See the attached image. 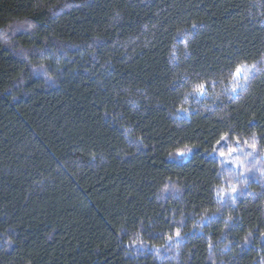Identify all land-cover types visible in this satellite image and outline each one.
<instances>
[{
	"label": "trees",
	"instance_id": "obj_1",
	"mask_svg": "<svg viewBox=\"0 0 264 264\" xmlns=\"http://www.w3.org/2000/svg\"><path fill=\"white\" fill-rule=\"evenodd\" d=\"M262 234L264 0H0V264H264Z\"/></svg>",
	"mask_w": 264,
	"mask_h": 264
},
{
	"label": "snow or ice",
	"instance_id": "obj_2",
	"mask_svg": "<svg viewBox=\"0 0 264 264\" xmlns=\"http://www.w3.org/2000/svg\"><path fill=\"white\" fill-rule=\"evenodd\" d=\"M29 27H31V25H29ZM195 27V25L193 26ZM256 65H252V68H255ZM246 68L247 66L246 65H239L237 67H235V70L231 73V75L234 77L235 80H240V79H244L245 81H247L248 79L251 78V72H246ZM239 88V85H237V87L233 88L232 89V92L233 93H236L237 90ZM204 90H205V85H200L199 88L196 89V91L199 93V94H204ZM224 138L221 137V140H223ZM217 143L219 144L220 141H217ZM190 151V149H188L187 151H184V152H178L177 155L178 156H186L188 154V152ZM223 155V153H221ZM233 193H235L237 190L235 188H233L231 190ZM232 199L234 200L235 197H232ZM264 235V234H262ZM177 236H179V233H177Z\"/></svg>",
	"mask_w": 264,
	"mask_h": 264
},
{
	"label": "rangeland",
	"instance_id": "obj_3",
	"mask_svg": "<svg viewBox=\"0 0 264 264\" xmlns=\"http://www.w3.org/2000/svg\"><path fill=\"white\" fill-rule=\"evenodd\" d=\"M240 155H242V154L237 152V154H234V155L231 154V156L222 157L221 160L225 166L233 168L237 171H240L243 173L249 172L248 169H250V171H251V168H253V165H254L251 162H249V160H248L249 158L251 159V156L248 159L244 160V159H242L243 157H240ZM254 160H256V159H254ZM241 162H244L245 165L244 164L242 165Z\"/></svg>",
	"mask_w": 264,
	"mask_h": 264
}]
</instances>
